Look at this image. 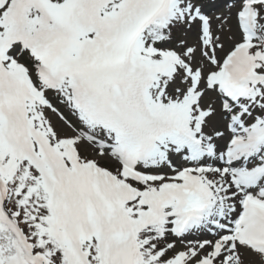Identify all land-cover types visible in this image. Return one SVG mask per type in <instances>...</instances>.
Here are the masks:
<instances>
[{
	"label": "snow or ice",
	"instance_id": "1",
	"mask_svg": "<svg viewBox=\"0 0 264 264\" xmlns=\"http://www.w3.org/2000/svg\"><path fill=\"white\" fill-rule=\"evenodd\" d=\"M0 264H264V0H0Z\"/></svg>",
	"mask_w": 264,
	"mask_h": 264
}]
</instances>
